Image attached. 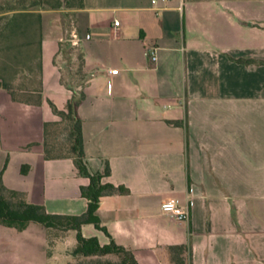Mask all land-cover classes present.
<instances>
[{"label":"crops","instance_id":"crops-1","mask_svg":"<svg viewBox=\"0 0 264 264\" xmlns=\"http://www.w3.org/2000/svg\"><path fill=\"white\" fill-rule=\"evenodd\" d=\"M18 4L0 8L16 14L0 51L22 61V76L35 71L36 99L0 86V194L49 214L86 210L88 179L42 145L43 123L59 121L50 104L63 109L74 89L87 171L106 162L100 182L126 189L98 198L104 231L85 223L83 237L128 249L137 264H264V0ZM65 42L81 61L58 52ZM168 199L187 220L161 212ZM74 243L72 229L0 224V264H56Z\"/></svg>","mask_w":264,"mask_h":264},{"label":"trees","instance_id":"trees-1","mask_svg":"<svg viewBox=\"0 0 264 264\" xmlns=\"http://www.w3.org/2000/svg\"><path fill=\"white\" fill-rule=\"evenodd\" d=\"M60 4L61 0H53L50 8H55ZM15 17L16 14L0 15V35L7 29L8 23L15 20ZM68 45V42L60 43L58 52L66 58L74 54L76 59L81 61V55L78 52H73L72 47ZM0 86L8 90L12 100H23L17 97L6 81L0 80ZM72 93L73 95L66 101L63 109L58 110L50 104L52 112L59 117V121L43 123L42 145L45 158L70 157L76 174L88 179V184L79 189L80 195L87 200L86 210L78 215L49 214L44 212L41 206L22 201L11 202L0 194V224L22 229L28 222H34L41 224L46 229L75 230V243L68 252L71 261L67 264H137L130 250L117 246L111 241L100 245L94 237H83L80 234L79 228L85 223H90L95 228L104 231L94 215L98 198L104 194L124 193L126 189L100 182L101 177L109 172L106 162L103 163L101 171L94 173L87 171L83 161L80 120L75 111L81 93L74 89H72ZM59 125H63L62 127L67 131L68 153L63 156L52 155L46 140L51 130ZM2 189L3 187L0 185V190Z\"/></svg>","mask_w":264,"mask_h":264},{"label":"rangeland","instance_id":"rangeland-1","mask_svg":"<svg viewBox=\"0 0 264 264\" xmlns=\"http://www.w3.org/2000/svg\"><path fill=\"white\" fill-rule=\"evenodd\" d=\"M0 8H3L5 11L10 10L11 8H16L19 4L20 0H0ZM53 0H36V7L41 9H49L50 4H52ZM2 4V5H1ZM3 51H0V80H4L9 83L10 88L14 91L17 97L23 100H35L36 93L30 92L32 89H36L35 84V71H33V75L30 76H22L21 63L22 61H7L2 58ZM21 64V65H20ZM74 71V69L72 70ZM65 75V71L62 72ZM63 125L57 126L55 129L51 130L49 135L47 136L48 148L51 150V154L55 156H63L68 153L67 146V131L62 127ZM8 197V196H6ZM13 200L16 198H12ZM68 238L65 240L68 243ZM74 238V237H73ZM69 252V251H68ZM56 264H67L71 261V257L64 258L62 256V252H58L56 254Z\"/></svg>","mask_w":264,"mask_h":264},{"label":"built area","instance_id":"built-area-1","mask_svg":"<svg viewBox=\"0 0 264 264\" xmlns=\"http://www.w3.org/2000/svg\"><path fill=\"white\" fill-rule=\"evenodd\" d=\"M151 2H155V0H151ZM118 22L113 21V26H117ZM71 44L75 45V36L71 34ZM143 54L147 56L151 61L155 60L154 49L151 47H145ZM108 74L117 73V69H108ZM160 210L162 213L167 215L170 219L175 220L177 222L185 221L188 219V209L186 206H180L176 200L168 199L164 200L160 203Z\"/></svg>","mask_w":264,"mask_h":264}]
</instances>
